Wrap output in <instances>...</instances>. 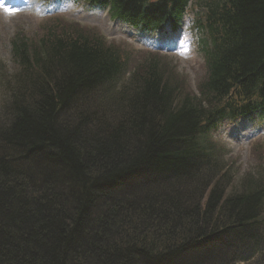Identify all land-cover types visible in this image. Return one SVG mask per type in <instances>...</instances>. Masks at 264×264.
Wrapping results in <instances>:
<instances>
[{
  "label": "trees",
  "instance_id": "16d2710c",
  "mask_svg": "<svg viewBox=\"0 0 264 264\" xmlns=\"http://www.w3.org/2000/svg\"><path fill=\"white\" fill-rule=\"evenodd\" d=\"M91 1L148 29L187 2ZM196 5L210 46L195 92L154 57L114 90L116 48L75 24L12 41L19 70L0 79V264H198L186 262L210 245L212 218L221 243L240 246L215 260L208 249V261L264 264V171L234 184L196 135L214 116L264 106V0ZM140 179L144 191L123 187Z\"/></svg>",
  "mask_w": 264,
  "mask_h": 264
},
{
  "label": "rangeland",
  "instance_id": "374dc122",
  "mask_svg": "<svg viewBox=\"0 0 264 264\" xmlns=\"http://www.w3.org/2000/svg\"><path fill=\"white\" fill-rule=\"evenodd\" d=\"M32 1L34 0H31V2ZM12 2L18 3L17 0H12ZM35 2L36 4L28 2L27 6L24 5L12 8L9 5H5V0H0V79L13 73V66L10 58V44L12 39L15 38L16 35H21L22 37L27 38V40L37 42L43 34L40 27L43 25L53 26V21H51L52 23L41 22L54 16L62 18L57 19L58 21H55L54 23L67 24L68 22H78L79 25L82 24L86 27L96 28L99 32L105 35L107 40L118 42L124 41L134 50L146 49L159 55L160 51L153 43L157 42L158 38L155 39L153 36H141L132 31L130 32L123 25H116L115 23H110L105 19H102L101 13L89 11L80 5L72 6L68 4V8L65 11L67 13L64 12L66 17L62 16V14H55L65 9L62 8L64 6L63 3V5H54L50 11L51 16L38 18V15L44 14L47 10V4L40 3V0H36ZM37 3L42 6H39ZM20 7L22 9H20ZM157 57L167 64V68L172 70V72L176 71L179 76L185 77L186 86L190 90L192 89L195 91L197 84L205 77V66H203L199 55L194 52V48L193 50L192 48L190 49L185 41L180 43V48L175 54L168 53ZM7 90L8 86H4L3 83H0V113L2 103L8 95ZM230 130L233 132H244V137L240 139V135L238 134L233 137L230 134ZM196 135L200 139L204 138L198 132ZM214 136L217 141L221 140L226 148L229 147L230 153L227 155L225 154L221 160L225 165V168L228 167L229 170L237 176L235 180H237L238 176L244 172L250 170H253L254 172L260 171L258 164L264 162V123L260 119L255 118L251 124L239 125L237 126V129L231 128V125L228 126V124L225 123L220 127L219 131L214 134ZM259 155H261V159H258ZM138 185H142V179L136 182L128 181L123 187L132 190H136L137 188V191L145 190L144 187L138 188ZM123 187H121V190ZM119 189L120 187H116L114 191L118 192ZM238 247H235V244H228L227 242L224 244L219 243V246H215L214 248L212 244H210L205 248L197 249L192 255L200 257L203 255L202 253H207L208 249L210 250L213 248L215 251L214 254L217 255L213 258L215 260V258H218V255L222 254L224 251H227V253L234 252ZM179 260V262L185 263L186 258L181 257ZM201 261L204 260H200L198 264H203ZM175 263L176 262H173L172 264Z\"/></svg>",
  "mask_w": 264,
  "mask_h": 264
},
{
  "label": "bare ground",
  "instance_id": "6f19581e",
  "mask_svg": "<svg viewBox=\"0 0 264 264\" xmlns=\"http://www.w3.org/2000/svg\"><path fill=\"white\" fill-rule=\"evenodd\" d=\"M256 106L261 112H263L264 106L262 107L260 98L256 99ZM203 151L205 152L207 157L211 158V160L221 162L220 157L218 156V154L215 151H211L210 152L208 149H205V150L203 149ZM226 168L229 170L228 167H226ZM247 172H251V171H247ZM245 173L246 172H244L243 174L239 175L237 180H235L237 176H235V174L231 173V175L233 176V177H231L232 182L234 184H237V185L240 184V182H241V180L243 178L241 176H243ZM170 182H172L174 184L173 180H171ZM206 196H207V194H206ZM209 221H210V224L208 223L207 228H206V232L208 234L209 239H211V240H209L207 243L212 244V246L214 248L215 246H219V243L224 242L225 240L229 239V237H227L228 235L224 236L225 233L221 230V227L218 225V223H213V222H215V220L213 218H212V221L211 220H209ZM212 223L215 225V227H211ZM200 225H201V223H200ZM213 232H214V234H213ZM217 233H218V235L220 237L217 235ZM213 244H215V245H213ZM212 251L215 252L214 249ZM197 258H201V260H204V261H201V262H203V264H214L213 261H208L206 256H204V255L200 256V257L199 256L196 257L195 255H191L188 258L191 261H188V259H186V261L191 262V263H197ZM222 263L223 262H221V263H217L216 262V264H222Z\"/></svg>",
  "mask_w": 264,
  "mask_h": 264
}]
</instances>
